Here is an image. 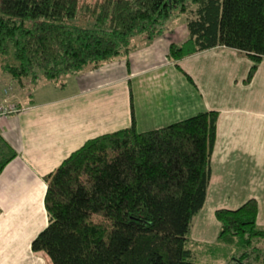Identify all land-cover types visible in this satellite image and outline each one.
<instances>
[{"label":"trees","instance_id":"16d2710c","mask_svg":"<svg viewBox=\"0 0 264 264\" xmlns=\"http://www.w3.org/2000/svg\"><path fill=\"white\" fill-rule=\"evenodd\" d=\"M175 13L188 31L169 45L175 65L223 47L248 57L252 77L264 58V0H0V67L10 80L59 83L127 55L138 32L153 40ZM77 17L85 25H67ZM217 118L207 110L143 132L133 120L86 140L44 176L47 225L31 250L51 264H196L187 234L205 202ZM16 156L0 134V173ZM214 214L217 242L248 249L264 239L254 197Z\"/></svg>","mask_w":264,"mask_h":264},{"label":"crops","instance_id":"0c3cea01","mask_svg":"<svg viewBox=\"0 0 264 264\" xmlns=\"http://www.w3.org/2000/svg\"><path fill=\"white\" fill-rule=\"evenodd\" d=\"M160 38L161 34L147 40V44L140 48H130L125 55L126 65L119 62L118 66L113 67L103 62L97 66H86L66 79L68 90L66 82L54 84L46 80L39 87L37 85L43 82L42 79L32 83L29 79L11 81L0 78L2 85L11 82L16 86L13 98L22 108L7 119L0 133L17 151V156L0 173V260L12 259V256L15 259L41 258L39 254L42 252L31 250V241L47 225L43 203L46 191L44 176L86 140L129 127L133 120L135 129L140 132L157 129L192 115L191 110L179 109V99L174 91H170L175 87L171 77L163 80L167 92L161 93L158 71L162 70L163 75L167 70L171 73L170 66L175 62L168 59L166 49L175 42L162 38L164 44L161 46ZM158 49H163V58L168 63L161 67ZM164 60L162 63H166ZM260 63L263 69L264 59ZM215 83L212 76L206 90L213 88V96H206L208 106L203 111L216 110L219 113L217 105L209 103L210 100L216 103L222 101L230 109L229 113L233 111L238 115L243 110L254 109V87L235 84L236 88L250 90L251 97L245 93L236 95L232 107L231 101L224 98H230L229 94L221 84ZM136 97L146 118L140 126L133 106ZM219 123L220 114L211 159V178L205 202L198 212L199 221L203 218L205 221L214 219V212L218 208L234 209L246 199L254 197L258 202L256 223L264 228V158L255 157L247 150L260 149L261 142H264V125L251 122L231 128L221 127ZM259 132L263 134L261 142L250 139V135ZM216 149L219 161L215 164ZM229 154L232 159H229ZM236 186H240L239 197L226 195ZM219 195L232 198L233 204L213 202ZM214 226L217 229L218 225ZM210 230L207 224L198 226L202 235L209 234ZM17 251L21 256L16 254Z\"/></svg>","mask_w":264,"mask_h":264},{"label":"rangeland","instance_id":"374dc122","mask_svg":"<svg viewBox=\"0 0 264 264\" xmlns=\"http://www.w3.org/2000/svg\"><path fill=\"white\" fill-rule=\"evenodd\" d=\"M67 25L69 26H75V25H85L86 21L83 17H77L74 20H68L66 21ZM161 40L159 41V45L163 46L164 42L162 38H165L166 40L173 41L175 43H181L188 37V31L186 28V16L184 14L175 13L173 14L163 25L161 26ZM147 37L144 32H138L134 34L130 38V47L131 48H140L144 44H147ZM163 49H158V58L159 63L162 64L161 66H164L167 63V60H164L163 55ZM168 49H166V52ZM201 54V53H199ZM196 54L191 57H185L182 60L179 61L178 65H172L170 66V71L172 73L169 74V70L163 75L161 73L162 70H159L158 73L160 74L159 82H160V88L161 93H166L167 89L165 88V84L163 80L166 78L169 80V78H172L173 87L170 89V91H174L178 101V107L182 111L191 110L192 115H195L198 112H202L203 110H206L208 104L205 100L206 96H209L210 98L213 96V88H210L206 90L209 80L212 76L215 77L216 84H221L224 90H226L227 94H229L230 98H226L229 102L231 101V106L234 105V97L236 95H240L241 93H245L248 97H251L250 90H243L242 88H236L235 84H243L247 85L249 84V88L254 87L255 90L253 92L254 94V109L251 110H243L241 115H238L236 112L229 111L228 106H225V104L222 101H211L209 103H212L217 105V108L219 110L218 115L220 114V123L219 125L221 127H231L236 128L239 124H249L251 122L255 124L260 123L264 125V68L261 69L262 64L260 63L258 68L255 70L254 74L249 80H246L248 77V71L250 67V60L248 57L238 51H232L231 49H211L208 51L202 52L201 55ZM264 59V58H263ZM165 61L166 63H162V61ZM119 62H122L123 65H126V56L123 53H120L115 58L107 61L106 63H109V66H118ZM260 67V68H259ZM146 70V69H145ZM157 73V75H158ZM72 74H67L62 76L58 82L63 83L66 82L67 84V78L70 77ZM6 78L7 80H10L9 75L3 74L1 67H0V78ZM43 81L39 83L37 86L44 85L43 83L46 82V79L43 78V76H39ZM152 78V77H151ZM18 80V79H17ZM14 80V81H17ZM22 80H28V78H21L18 81ZM13 81V80H11ZM2 79H0V87L4 86L2 85ZM54 83V82H52ZM57 83V82H56ZM54 83V84H56ZM11 85L13 87V90L16 89V86L14 87V84L11 82H6V85ZM49 85V84H46ZM68 89L69 88V84ZM180 87V88H179ZM38 88V87H37ZM134 94V91H133ZM232 94V98H231ZM212 95V96H211ZM231 99V100H230ZM133 106H135L136 110V116L138 120L139 126L142 123V120H145V115L140 110L139 107V99L136 97L133 100ZM156 105H158V102H155ZM165 108L166 105H164ZM201 110V111H198ZM196 112V113H195ZM189 116V117H190ZM188 118V117H186ZM183 120V119H182ZM145 126V125H144ZM143 128V127H142ZM145 130V129H143ZM152 130V129H151ZM143 132V131H140ZM226 134V132H224ZM220 135V133H219ZM221 136V135H220ZM261 132L254 133L253 135H250V139L259 140L262 141ZM222 137V136H221ZM262 145H260V149H247L249 152L253 153V156L258 158H264V142H261ZM258 146L257 144H255ZM216 148V147H215ZM219 149V148H218ZM214 151V150H213ZM216 152H214V163H218V156ZM213 156V153H212ZM237 158H239V155H237ZM229 159H232V156L229 154ZM259 174V173H258ZM254 190V189H253ZM240 192V186H236L229 190V192H226L227 194H230L231 197H239ZM226 195H219L216 197V200L213 202H225L227 204L232 203V198H227ZM225 200V201H224ZM233 204V203H232ZM206 213V212H205ZM199 214L197 213L191 223L190 230L187 234V242L186 246L191 249L193 252V260L196 264H264V239L257 240L252 248L246 249L245 247L241 246L239 248L237 243L234 244H223L220 242H217V235L219 233V223L216 220V218H210L206 219V221L203 220L199 221ZM208 225L210 227V233L207 235H202L198 231V226H204ZM214 224L218 225L217 229L214 226ZM19 251V250H18ZM16 252L19 256V252ZM22 252H24V249H21ZM41 255V256H40ZM41 258H30V259H15L12 256V259H3L0 260V264H51L50 260H48L47 256L45 257L44 254H39ZM43 261V262H42Z\"/></svg>","mask_w":264,"mask_h":264},{"label":"built area","instance_id":"2783aa9c","mask_svg":"<svg viewBox=\"0 0 264 264\" xmlns=\"http://www.w3.org/2000/svg\"><path fill=\"white\" fill-rule=\"evenodd\" d=\"M21 109V106L13 98V87L8 84L0 87V133L3 131L7 119Z\"/></svg>","mask_w":264,"mask_h":264}]
</instances>
